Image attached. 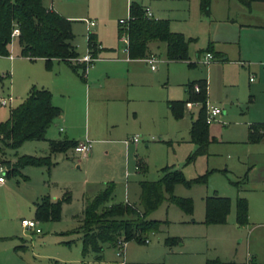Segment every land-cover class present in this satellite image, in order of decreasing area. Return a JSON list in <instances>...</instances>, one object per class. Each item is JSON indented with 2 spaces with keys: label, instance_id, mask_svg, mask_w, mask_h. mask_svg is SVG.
<instances>
[{
  "label": "rangeland",
  "instance_id": "rangeland-1",
  "mask_svg": "<svg viewBox=\"0 0 264 264\" xmlns=\"http://www.w3.org/2000/svg\"><path fill=\"white\" fill-rule=\"evenodd\" d=\"M132 1L150 5L157 17L170 19L172 30L192 37L188 59H169L166 42L152 41L151 50L159 58L157 69L143 58L130 64L99 60L96 65L103 63L101 67L110 72L102 79L99 74L89 77L91 66L83 78L65 62L54 60L49 66L45 59L22 56L16 41L11 45L14 56L0 55V92L13 98L12 105L0 104V118H8L11 107L18 105L33 85L45 87L63 109L62 116L49 127L48 137H88L92 143L90 154L73 148L53 153L57 164L51 168L29 164L18 173L4 172L0 264H206L208 258L216 257L246 261L249 251L259 255L252 264H264V136L253 138V134L264 133V76L259 73L264 70V60L249 48L256 30L242 32V54L238 43L223 38L226 29L215 37L217 30L212 26L216 19L227 16V0H211L210 15L201 10L200 0L45 3L72 19L73 43L81 54L89 49L87 34L98 32L103 45L120 50L100 56L123 58L127 53L118 28L120 19L129 16ZM237 3V17L245 20L251 12ZM86 19L96 22L90 31ZM210 43L214 50L226 52L228 59L215 60L213 52L214 58L207 61ZM251 70L258 71L255 81L250 80ZM200 78L207 80L206 115L211 106L222 111L209 123L211 141L206 151L196 154L198 144L191 139L190 129L202 102L186 104L184 115L175 117L168 100L187 99L186 84ZM65 119L74 125V133H69ZM252 126H257L255 132H251ZM135 135L140 137L139 143L127 146L125 140ZM48 152V140H27L17 149H7L5 157L15 160L26 153ZM139 158L142 170L137 168ZM165 166L181 169L190 184L178 182L172 193L164 190L161 203L147 216L162 220L159 229L124 245L105 243L101 258L93 250L85 252L79 226L87 197L111 182L115 191L110 202L130 201L143 208L142 181L160 179ZM214 193L231 198L225 222L206 221V197ZM171 194L191 198L193 210L172 200ZM45 195L54 201L67 198L60 217H37V203ZM238 196L248 200L244 224L237 220ZM23 218L35 219L41 231L24 227Z\"/></svg>",
  "mask_w": 264,
  "mask_h": 264
},
{
  "label": "trees",
  "instance_id": "trees-1",
  "mask_svg": "<svg viewBox=\"0 0 264 264\" xmlns=\"http://www.w3.org/2000/svg\"><path fill=\"white\" fill-rule=\"evenodd\" d=\"M250 7L254 1L239 0ZM201 10L209 15L211 0H200ZM127 26L129 34V57L146 58L151 53L152 41H165L169 59H188L189 44L192 37L187 38L184 33L174 31L170 26V19L146 15V8L137 1L129 5V16L123 24L120 21L119 38ZM15 27L19 28L17 35L13 34ZM75 33L72 29V19L48 6L45 0H0V55H10L13 41L18 42L20 53L31 59L43 57L50 66L54 59L67 62L81 77H85L89 66L86 62L75 61L79 56L73 43ZM91 47L95 44L94 34L88 35ZM210 50L213 49L210 43ZM225 60L224 57H217ZM193 64L194 62H190ZM9 75L8 73L6 76ZM1 78V77H0ZM198 82L201 90L196 91L194 84ZM189 92L187 99H172L169 107L175 117L184 115L186 103L189 101L202 102V107L196 119L193 120L190 133L191 139L198 144L197 153L206 151L211 141L209 122L206 115L207 80L196 79L187 84ZM62 109L53 102L52 91L45 87L33 85L27 96L16 106L11 107L10 115L0 120V163L8 164L7 174L22 171L29 164L43 165L51 168L56 162L52 154L67 152L80 140L62 137L49 139V152L43 155L22 154L14 161L5 157L7 149H17L27 140H41L47 138V131L54 120L61 115ZM253 127V128H252ZM255 132L257 126H252ZM264 133L253 134V138H261ZM137 168L144 169L141 158ZM178 182L190 184L181 169L163 167V175L158 180L142 181V204L139 208L135 203L110 202L115 191V184L107 182L101 190L88 196L83 211L82 231L84 251L93 250L97 258L103 255L104 244H118L119 240L143 239L142 235L159 229L162 220L148 218L164 197V190L173 192ZM171 199L178 202L185 209L192 211L193 202L188 197H177L171 194ZM67 198L52 200L45 195L37 203V217L45 218L53 215L60 217L61 206ZM237 220L240 224L248 221V200L238 196ZM231 208V198L218 193L206 197V221L225 222ZM175 240V239H171ZM206 264H247L239 261H224L219 257L208 258Z\"/></svg>",
  "mask_w": 264,
  "mask_h": 264
},
{
  "label": "crops",
  "instance_id": "crops-1",
  "mask_svg": "<svg viewBox=\"0 0 264 264\" xmlns=\"http://www.w3.org/2000/svg\"><path fill=\"white\" fill-rule=\"evenodd\" d=\"M227 2H228V14H227V16L224 18V19H221V20H219V19H216L217 20V23H213V28H215L217 31H216V35H215V37L217 36H219L220 35V32L223 30V29H226V35L223 37L224 39H226V40H228V41H231V42H233V43H238V48H239V54H242V52H243V50H244V48H243V45H242V43H243V36H242V32L244 31V30H246L247 28H251V29H253V30H256L255 32H256V38H254L253 40H252V43H251V47H249V48H251L253 51V53H255V54H259L261 57H262V59L264 60V1H254V2H252V4H251V6L250 7H248V6H246V5H244L243 3H241L239 0H227ZM237 2H239L240 4H242L244 7H246V8H248L249 10H250V12H251V15L248 17V18H244L245 20H243V19H239L238 17H237V13H239L238 12V9H239V5H238V3ZM48 6H50V5H48ZM53 7V6H52ZM54 8V7H53ZM145 8H149L150 9V11L152 12V15L153 16H155V17H157L156 16V14H155V10L150 6V5H145ZM55 9V8H54ZM232 10L234 11V13L232 12ZM237 10V11H236ZM210 14H211V10H210ZM209 14V15H210ZM65 16H67V15H65ZM67 17H69V16H67ZM167 18V17H166ZM86 24H87V22H86ZM96 25V22H95V24L94 25H92L91 26V28L92 27H94ZM87 26H88V24H87ZM90 28V29H91ZM73 29V28H72ZM93 34H94V39H95V43L97 42L98 43V45H97V47H95V46H93V47H91L90 46V44H89V40H88V34H87V41H88V46H89V49L88 50H90V51H92V53H93V55H94V57H95V59L93 60V61H91L90 63H88L89 64V66H91V68H90V70H89V72H88V75H89V77H90V75L91 76H93V75H95V74H99V76L103 79V78H107L109 75H110V72L108 71V70H105V68L104 67H101L102 66V64H100V65H96V62L97 61H99V60H104V63L105 62H109V60L110 61H116V60H118V61H120V60H122V61H128L129 62V64L132 62V60H134V59H141V58H131V57H129V54H128V52H126L127 53V55H125L123 58L121 57V58H119V56H117V57H114V55H107V56H103V55H101L100 56V54L101 53H104V52H109V53H118V52H120V50H118V48L117 47H115V46H106V45H103L102 44V40L99 38V33L98 32H93ZM222 34V33H221ZM118 36H119V28H118ZM259 36V37H258ZM215 37H213V34H212V40L213 39H215ZM212 45H213V43H212ZM120 47V46H119ZM150 47H151V43H150ZM76 48H77V45H76ZM250 49V50H251ZM18 50H19V52H20V48H19V46H18ZM78 50V49H77ZM87 50V51H88ZM212 50H214V45H213V49ZM211 50V52L213 53H215V55H216V59L215 60H219L217 57H224L225 58V60H227L228 59V56H227V54H226V52H221L220 50H214V51H212ZM86 51V52H87ZM210 51V50H209ZM78 52H79V57H82L84 54H86V52L85 53H83V54H81L80 53V51L78 50ZM156 53L157 54V52L156 51H153V50H151V53ZM213 53V54H214ZM21 54V53H20ZM11 56H14L13 55V53H11L10 54ZM22 55V54H21ZM22 56H25V55H22ZM158 56V55H157ZM25 57H27V58H29L28 56H25ZM31 59V58H30ZM36 59H45V58H43V57H38V58H36ZM143 59H146V58H143ZM35 60V59H34ZM54 60H58V59H54ZM53 60V61H54ZM58 61H62V60H58ZM76 61V60H75ZM121 61V62H122ZM62 62H65V61H62ZM80 62H85V61H80ZM190 62H194V61H190ZM53 63V62H52ZM66 64H68L67 62H65ZM87 63V62H86ZM69 65V64H68ZM70 66V65H69ZM88 66V67H89ZM150 66H151V64H150ZM152 68V67H151ZM153 70H155V69H157V67L156 68H152ZM87 71H88V68H87V70H86V73H87ZM258 73V71L257 70H251V75H250V80L251 81H255V79H256V77H255V75ZM259 73L262 75V76H264V70H262V69H259ZM252 75H254V79H251V76ZM93 78V77H92ZM200 79H206V78H200ZM89 89H90V86H89ZM185 90H186V92H188V89H187V84H186V87H185ZM52 94H53V102L56 104V105H58L55 101H54V93L52 92ZM188 95H189V92H188ZM171 100V99H170ZM170 100H168V107H169V101ZM191 102H193V101H191ZM207 102V101H206ZM187 104V103H186ZM58 106H60V105H58ZM61 107V106H60ZM193 107V106H192ZM170 108V107H169ZM62 109V108H61ZM62 114H63V109H62V113H61V115H59L58 117H60V116H62ZM2 119H4V118H0V120H2ZM65 122L67 123V129H68V131H69V133H74V131H75V128H74V125L72 124V123H70L69 121H68V119H65ZM192 122H193V120H192ZM191 125H192V123H191ZM61 128H63L62 130H64V127H61ZM48 132V131H47ZM48 134V133H47ZM63 137H68V138H70L68 135H65V136H63ZM56 138H62V137H56ZM49 139H53V138H49L48 137V135H47V138H46V140H48V142H49ZM84 138H78V140H83ZM127 144V143H126ZM131 144V143H130ZM127 146H129V145H127ZM90 154V153H89ZM12 161H14L13 159H11ZM56 163L55 164H57V161H55ZM54 164V165H55ZM53 165V166H54ZM41 166H43V165H41ZM46 167V166H45ZM4 182H6V178H5V180L1 183V184H3ZM0 184V185H1ZM130 202V201H129ZM37 222V221H36ZM258 256L259 255H257L256 253H254V254H252L250 251L248 252V257H247V260L246 261H240L239 260V262H245V263H247V264H252L253 262H256L257 260H258ZM263 262H259L258 264H262Z\"/></svg>",
  "mask_w": 264,
  "mask_h": 264
},
{
  "label": "built area",
  "instance_id": "built-area-1",
  "mask_svg": "<svg viewBox=\"0 0 264 264\" xmlns=\"http://www.w3.org/2000/svg\"><path fill=\"white\" fill-rule=\"evenodd\" d=\"M146 15H148L150 17L153 16L152 12L150 11L149 8H146ZM127 18H122V19H120V21L124 24L126 22ZM86 22L88 24L87 28L90 31V28H91L92 25L95 24V21L90 20V19H86ZM126 28H127V26L124 25V28H123V30L121 32V35H120V39L123 40V42H124V50L126 52H129V34H128V31H127ZM19 32H20L19 28L15 27L14 30H13V34L17 35ZM89 33H88V35H89ZM205 56L207 58V61H209L212 58H214V54L211 51H207ZM94 59H95V57H94L92 51H90V50H88L86 52V54H84L82 57H78V58L76 57L75 58V60L78 61V62L79 61H85L87 63H90ZM146 60L151 64L152 68H156L159 58H158L156 53L152 52L146 57ZM251 79H254V75L251 76ZM201 88L202 87H201L200 83L196 82L194 84V89L196 91H200ZM12 102H13V98H12L11 95L4 96L0 92V104L1 105H8V104L12 105ZM187 104L191 105L192 102L189 101V102H187ZM221 111H222V109L220 107H218V106H211L210 108L208 107L207 121L210 123L213 120H215L216 116L219 115L221 113ZM61 129H63V128H61ZM139 141H140V137L138 135H135V136L131 137L130 139H126L125 140L127 145H130V143H139ZM91 145H92L91 140L88 137H86L85 139L79 141V143L74 147V150L78 151V152H81L83 154H87V153L90 152ZM5 171H7V167L4 164H0V184L5 180V176H4V172ZM22 225L24 227H26V228H31V229L34 228L38 232L41 231V229L37 226V222H36L35 219L23 218L22 219ZM145 241L149 242V238H146ZM126 242L127 241H124L123 239H121V240H119L118 244L119 245H124ZM120 253H123V251L121 250Z\"/></svg>",
  "mask_w": 264,
  "mask_h": 264
}]
</instances>
